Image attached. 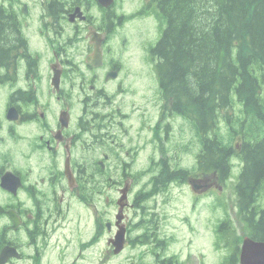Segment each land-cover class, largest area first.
<instances>
[{"label":"flooded vegetation","instance_id":"flooded-vegetation-1","mask_svg":"<svg viewBox=\"0 0 264 264\" xmlns=\"http://www.w3.org/2000/svg\"><path fill=\"white\" fill-rule=\"evenodd\" d=\"M1 1L17 16L0 18L4 264H83L103 230L108 244L120 226L147 243L132 237L135 213L165 180L159 170L178 167V140L168 147L172 134L152 128L137 100L149 101L150 70L125 64L131 32L118 0H35L36 20H21L24 0Z\"/></svg>","mask_w":264,"mask_h":264},{"label":"trees","instance_id":"trees-1","mask_svg":"<svg viewBox=\"0 0 264 264\" xmlns=\"http://www.w3.org/2000/svg\"><path fill=\"white\" fill-rule=\"evenodd\" d=\"M156 1L158 17L167 25L157 45L149 48L157 60L164 107L191 124L200 139L194 176L213 175L223 183L232 156L245 162L236 187L240 235L227 214L218 236L229 235L239 243L242 236L264 242V209L258 203L264 187V0ZM4 8L0 6V18L17 20L15 10ZM1 43L0 37V60ZM221 120L228 125L225 134ZM189 173L179 169L178 181ZM172 179L156 182L153 189L167 188ZM147 230L151 241L156 229ZM163 256L151 262L142 252L137 264H171L175 259Z\"/></svg>","mask_w":264,"mask_h":264},{"label":"rangeland","instance_id":"rangeland-1","mask_svg":"<svg viewBox=\"0 0 264 264\" xmlns=\"http://www.w3.org/2000/svg\"><path fill=\"white\" fill-rule=\"evenodd\" d=\"M30 4V16L21 17V20H36L40 12L34 3L35 0H24ZM139 0H118L117 8L120 9L121 6L125 7V11L131 12L132 9H137L140 5L134 6L138 3ZM1 2V0H0ZM30 2V3H29ZM133 7L131 8V6ZM155 16V15H153ZM152 19L143 20L142 25L139 26L138 23H134L137 28L141 27V32L138 34V30L131 32L132 24H129L128 27H125V30L130 31L132 39H135L134 45L131 48V51L127 54L128 56H136V42L141 38H144L148 42V47L157 45L160 40L163 32L166 28L167 22L161 16ZM136 20H141L137 18ZM139 51V60L136 57L132 60H127L125 64L129 66L139 65L146 66L150 69L154 66L151 63L142 61L143 51L141 43L138 47ZM161 90L159 88V81L155 71L151 70L150 81H149V101L144 99L142 100L138 97L139 104L142 105L145 109L149 110V119L151 127H154L157 124L159 118V111L161 102L158 100V95ZM144 110V109H143ZM166 120L171 125L170 135L172 134L171 140L168 142V146L175 141V138L178 140V154L180 159V164L183 167L192 168L196 162V157L201 151V142L199 137L196 134L194 127L189 124L187 121L182 118L173 117ZM225 127V126H223ZM225 134L224 129L221 131ZM227 131L226 134H228ZM188 145L191 149L188 151L183 150V148ZM196 156V157H195ZM237 158H233L234 168L232 174L238 177L239 173L242 171V165L240 167V160L236 161ZM233 180L230 183H227V187H224L220 184L215 185V191L212 194H199L198 197H195L194 192L189 184L186 185H176L172 186L168 195H162L157 197L156 201H151L149 203V211L156 213L157 216L154 217V220H157V227L159 226L161 236H175V242L172 243L169 250L166 252L168 255L177 254L180 256L184 264H219L221 262V254L224 252H217L214 250V246L211 243V225H217L219 220H222L225 217L226 211L234 217L237 214L236 207V196L233 189ZM222 186V187H220ZM214 188V185H213ZM162 199H164L162 201ZM224 202V203H223ZM259 205L264 209V187L261 191L259 198ZM135 222L139 220L138 213H135ZM86 237L90 238L91 234L88 229H86ZM135 236V233L132 234V237ZM108 234H105L104 240L101 245L93 246L88 248L85 252L86 258L83 264H133L137 262L138 256L141 252H147L145 247H129L124 250L120 256H109L107 238ZM227 236L225 237L221 244L228 247H235V243L238 242L234 237ZM86 238V240H88ZM226 253H229V250H226Z\"/></svg>","mask_w":264,"mask_h":264},{"label":"water","instance_id":"water-1","mask_svg":"<svg viewBox=\"0 0 264 264\" xmlns=\"http://www.w3.org/2000/svg\"><path fill=\"white\" fill-rule=\"evenodd\" d=\"M124 242L125 228L119 227L115 239L113 240L115 254H119L123 250ZM6 261L7 256L2 254L0 256V264H4ZM241 264H264V242L246 239L242 246Z\"/></svg>","mask_w":264,"mask_h":264}]
</instances>
